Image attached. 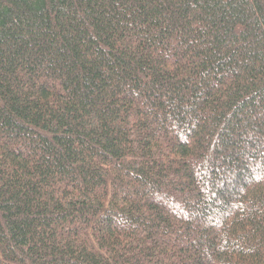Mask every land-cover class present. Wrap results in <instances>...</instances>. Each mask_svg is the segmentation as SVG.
Returning a JSON list of instances; mask_svg holds the SVG:
<instances>
[{"label": "trees", "instance_id": "obj_1", "mask_svg": "<svg viewBox=\"0 0 264 264\" xmlns=\"http://www.w3.org/2000/svg\"><path fill=\"white\" fill-rule=\"evenodd\" d=\"M0 264H264V0H0Z\"/></svg>", "mask_w": 264, "mask_h": 264}]
</instances>
